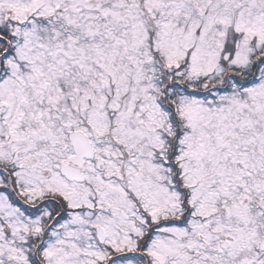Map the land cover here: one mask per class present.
<instances>
[{"label": "snow or ice", "instance_id": "obj_1", "mask_svg": "<svg viewBox=\"0 0 264 264\" xmlns=\"http://www.w3.org/2000/svg\"><path fill=\"white\" fill-rule=\"evenodd\" d=\"M0 264H264V0H0Z\"/></svg>", "mask_w": 264, "mask_h": 264}]
</instances>
